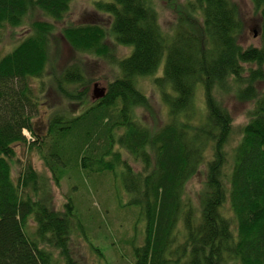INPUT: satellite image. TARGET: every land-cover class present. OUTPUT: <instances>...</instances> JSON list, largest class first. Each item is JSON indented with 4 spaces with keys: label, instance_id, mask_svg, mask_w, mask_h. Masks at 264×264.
Instances as JSON below:
<instances>
[{
    "label": "trees",
    "instance_id": "1",
    "mask_svg": "<svg viewBox=\"0 0 264 264\" xmlns=\"http://www.w3.org/2000/svg\"><path fill=\"white\" fill-rule=\"evenodd\" d=\"M165 1L176 14L171 35L162 30L153 0L94 1L97 11L112 18L117 43L132 50L116 60L121 74L107 82L105 95L87 105L90 80L79 66L55 76L57 93L83 109L53 110L40 134L33 127L38 110L33 81L44 76L50 62L54 24L34 20L31 33L0 58V264H59L54 250L62 264H81L70 243L74 222L83 227L74 202L67 197L63 211L52 205L51 182L59 185L74 170L119 172L147 221L135 264H226L229 259L264 264V89L256 87L264 81V0H251L260 45L248 47L239 42L244 22L235 1ZM36 7L58 21L70 0H0V27L21 25ZM63 32L75 49L114 55L100 23L70 25ZM151 75L169 111V121L155 129L138 113L152 111L137 85ZM199 89L206 107L202 113L195 103ZM228 92L253 101V107L232 149L227 185V147L234 129L222 102ZM25 128L34 140L28 141ZM18 143L38 150L51 179L31 163L13 179ZM207 150L212 157L200 207L194 209L183 192ZM124 152L143 171H136ZM227 200L232 218L222 210Z\"/></svg>",
    "mask_w": 264,
    "mask_h": 264
},
{
    "label": "rangeland",
    "instance_id": "2",
    "mask_svg": "<svg viewBox=\"0 0 264 264\" xmlns=\"http://www.w3.org/2000/svg\"><path fill=\"white\" fill-rule=\"evenodd\" d=\"M94 1L98 0H70L69 11L62 20L57 21L36 7L30 9L25 15L21 25L0 27L1 58L31 33L34 20H46L55 26L47 70L41 79L33 81V89L38 102V110L33 114V127L38 134L45 131L49 113L53 110L78 113L83 109L80 102H71L57 93L54 87L55 76H60L64 69L71 65L79 66L90 80L88 98L85 101L87 105L94 101L95 86L98 89H106L107 82L121 74L116 60L128 55L132 50V46L130 48L117 43L111 32L112 18L97 11ZM233 1L238 4L240 16L244 22V30L239 37L240 44L243 47L259 46L258 18L255 15L252 1ZM153 2L162 30L165 34L171 35L176 21L175 11L167 5L165 0H153ZM83 23H100L106 29V42L113 48V56H97L75 49L70 44L64 36L63 29L70 25ZM163 65L164 62L159 73L163 71ZM40 83H42L41 89ZM137 85L148 96L152 108V111L143 108L138 110L143 121L154 129L166 124L169 121L168 107L162 99L159 87L153 82V75L139 78ZM256 87L259 90L264 89V81L259 82ZM222 102L230 111L234 126L227 147L228 163L225 167V181L228 185V176L234 157L232 149L241 138V127L248 121L253 101L239 99L234 93L228 92V94H223ZM195 103L199 113L205 111L202 89H199ZM24 131L25 136L30 138L31 132L27 129ZM14 149L15 156L11 160V165L12 177L15 181L27 163H31L41 174L52 178L38 150L30 148L27 143L15 144ZM124 156L136 171H143L140 162L125 152ZM211 157V150H207V155L198 171L185 184L184 201L191 203L194 209L199 208L201 204V195L207 177V160ZM51 185L54 209L63 211L67 197H71L77 217L83 225L80 227L75 221L70 236L71 250L81 264H135V250L146 242L147 221L141 206L132 201L130 193L125 189L119 172L117 175L112 171L87 174L83 170H74L64 177L59 185L53 182ZM222 210L227 216L233 217L229 200ZM29 222L27 228L32 233L35 231V225L31 219ZM78 226L81 230L84 229L81 231ZM54 257L59 264L63 263L57 250H54ZM226 264L240 263L236 259H229Z\"/></svg>",
    "mask_w": 264,
    "mask_h": 264
},
{
    "label": "water",
    "instance_id": "3",
    "mask_svg": "<svg viewBox=\"0 0 264 264\" xmlns=\"http://www.w3.org/2000/svg\"><path fill=\"white\" fill-rule=\"evenodd\" d=\"M105 92H106L105 88L98 89L95 86V89H94V100L103 97L105 95Z\"/></svg>",
    "mask_w": 264,
    "mask_h": 264
}]
</instances>
